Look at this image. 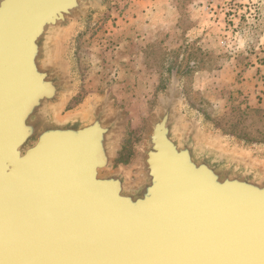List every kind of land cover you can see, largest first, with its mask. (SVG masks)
<instances>
[{
  "label": "water",
  "instance_id": "water-1",
  "mask_svg": "<svg viewBox=\"0 0 264 264\" xmlns=\"http://www.w3.org/2000/svg\"><path fill=\"white\" fill-rule=\"evenodd\" d=\"M102 4L0 0V264H264V155L189 120L180 76L129 166L109 97L68 109L69 41Z\"/></svg>",
  "mask_w": 264,
  "mask_h": 264
},
{
  "label": "rangeland",
  "instance_id": "rangeland-1",
  "mask_svg": "<svg viewBox=\"0 0 264 264\" xmlns=\"http://www.w3.org/2000/svg\"><path fill=\"white\" fill-rule=\"evenodd\" d=\"M67 59L68 109L107 96L125 118L116 168L135 160L174 75L189 120L264 155V0H103L76 27Z\"/></svg>",
  "mask_w": 264,
  "mask_h": 264
},
{
  "label": "bare ground",
  "instance_id": "bare-ground-1",
  "mask_svg": "<svg viewBox=\"0 0 264 264\" xmlns=\"http://www.w3.org/2000/svg\"><path fill=\"white\" fill-rule=\"evenodd\" d=\"M65 69H66V66H65ZM105 98V97H104ZM101 101H104V99L102 98L101 99ZM109 103H110V105H111V102L109 101ZM107 106H104L103 107V109L101 110V111H108L107 110V108H106ZM111 108L115 111L114 112V114H116V116H118V121L117 120H115V122H116V124H118V126H119V128L118 129H125V118L124 117H122V116H120V115H118L116 112V110L112 107V105H111ZM114 114H112L113 116H115ZM122 118V119H121ZM59 120H61V121H64V119H60L59 118ZM117 160V159H116ZM114 167L116 168V162H115V165H114ZM111 170H115V169H111ZM126 171H127V169H126ZM104 171H103V169L101 170V173H103ZM105 172H106V169H105Z\"/></svg>",
  "mask_w": 264,
  "mask_h": 264
},
{
  "label": "crops",
  "instance_id": "crops-1",
  "mask_svg": "<svg viewBox=\"0 0 264 264\" xmlns=\"http://www.w3.org/2000/svg\"><path fill=\"white\" fill-rule=\"evenodd\" d=\"M264 69V68H263ZM264 71V70H263ZM264 73V72H263Z\"/></svg>",
  "mask_w": 264,
  "mask_h": 264
}]
</instances>
